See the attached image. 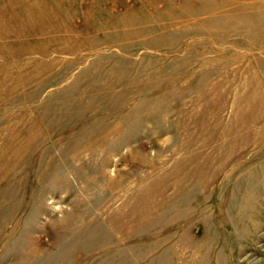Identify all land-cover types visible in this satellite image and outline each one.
<instances>
[{
  "label": "rangeland",
  "instance_id": "rangeland-1",
  "mask_svg": "<svg viewBox=\"0 0 264 264\" xmlns=\"http://www.w3.org/2000/svg\"><path fill=\"white\" fill-rule=\"evenodd\" d=\"M263 119L264 0H0V264H264Z\"/></svg>",
  "mask_w": 264,
  "mask_h": 264
},
{
  "label": "clouds",
  "instance_id": "clouds-1",
  "mask_svg": "<svg viewBox=\"0 0 264 264\" xmlns=\"http://www.w3.org/2000/svg\"><path fill=\"white\" fill-rule=\"evenodd\" d=\"M155 150H153L154 152ZM65 197L64 195L62 194L60 196V200H63ZM49 203V206H50V212L53 214V215H56L57 216V220L59 223H64L66 222L67 220V217L65 216V211H68V212H71V208L68 206V205H65V204H61V203H58L57 202V199L56 198H52L48 201ZM54 205V207H53ZM46 220L49 219V217H45Z\"/></svg>",
  "mask_w": 264,
  "mask_h": 264
},
{
  "label": "bare ground",
  "instance_id": "bare-ground-1",
  "mask_svg": "<svg viewBox=\"0 0 264 264\" xmlns=\"http://www.w3.org/2000/svg\"><path fill=\"white\" fill-rule=\"evenodd\" d=\"M257 90H258V89H257ZM221 93H222V92H221ZM253 94H255V93H253ZM255 96H256V94H255ZM256 97H257V96H256ZM260 99H262V98H260ZM243 106H244V105H243ZM246 106H248V105H246ZM253 106H254V105H253ZM257 107H258V106H257ZM249 108H251V107H249ZM261 108H262V107H261ZM250 110H251V109H250ZM245 112H246V111H245ZM250 112H251V111H250ZM243 113H244V112H243ZM243 115H244V114H243ZM245 116H246V115H245ZM235 117H236V116H235ZM260 118H261V117H260ZM263 120H264V119H263ZM263 120H262V121H263ZM246 122H247V121H246ZM247 124H248V123H247ZM245 126H247V125H245ZM248 129H249V128H248ZM253 131H254V130H253ZM256 132H258V131H256ZM256 132H255V134H257ZM262 133H263V131H262ZM262 133H261V136H262ZM253 137H254V136H253ZM257 137H258V136H257ZM254 138H255V137H254ZM259 138H260V137H259ZM260 140H261V138H260ZM260 140H259V142H260ZM256 141H258V140H256ZM263 141H264V139H263ZM263 141H262V142H263ZM251 143H252V142H251ZM243 144H244V143H243ZM255 144H256V143H255ZM250 145H253V146H254V144H250ZM247 146H248V145H247ZM241 148H242V146H241ZM243 149H244V148H243ZM235 157H236V156H235ZM165 189H166V188H165ZM161 195H162V194H161ZM163 196H164V195H163Z\"/></svg>",
  "mask_w": 264,
  "mask_h": 264
}]
</instances>
